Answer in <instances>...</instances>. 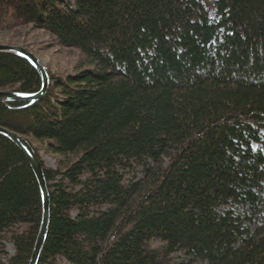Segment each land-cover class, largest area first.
<instances>
[{
  "label": "trees",
  "instance_id": "16d2710c",
  "mask_svg": "<svg viewBox=\"0 0 264 264\" xmlns=\"http://www.w3.org/2000/svg\"><path fill=\"white\" fill-rule=\"evenodd\" d=\"M0 5V28L44 30L79 57L63 77L44 65L38 100L0 102L46 182L36 264H264V0ZM41 85L0 52V90ZM41 218L36 176L0 134V264H29Z\"/></svg>",
  "mask_w": 264,
  "mask_h": 264
},
{
  "label": "rangeland",
  "instance_id": "374dc122",
  "mask_svg": "<svg viewBox=\"0 0 264 264\" xmlns=\"http://www.w3.org/2000/svg\"><path fill=\"white\" fill-rule=\"evenodd\" d=\"M0 6L2 7H0V17H2L6 8L3 9L5 5ZM1 19L5 22L12 18L4 15ZM0 45L23 47L36 56L41 64L47 66L56 77H63L78 67L79 57L75 51L62 48L49 33L34 29L30 25L0 28ZM35 145L38 147L39 155L45 165L54 167L57 156L45 150L46 143L35 142ZM156 244V242L153 243V245ZM7 250L10 254L13 251L9 244Z\"/></svg>",
  "mask_w": 264,
  "mask_h": 264
},
{
  "label": "water",
  "instance_id": "95a60500",
  "mask_svg": "<svg viewBox=\"0 0 264 264\" xmlns=\"http://www.w3.org/2000/svg\"><path fill=\"white\" fill-rule=\"evenodd\" d=\"M0 52H13L27 59L36 68L42 81L40 90L32 94H22L18 92L0 90V102H7V101L33 102L41 98L48 86V78L44 66L41 64L38 58L20 46L0 45ZM0 134L10 139L24 153L40 186L41 196H42V218H41L38 235L35 241V245L32 251V255L29 261V264H36V261L38 259L46 235L48 218H49V197H48L46 182L43 176L42 167L32 147L28 144V142L22 135L10 129L4 128L2 126H0Z\"/></svg>",
  "mask_w": 264,
  "mask_h": 264
}]
</instances>
